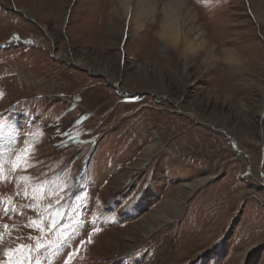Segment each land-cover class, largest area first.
<instances>
[{
    "label": "rangeland",
    "instance_id": "obj_1",
    "mask_svg": "<svg viewBox=\"0 0 264 264\" xmlns=\"http://www.w3.org/2000/svg\"><path fill=\"white\" fill-rule=\"evenodd\" d=\"M189 5L195 53L162 11L133 32L116 0H0V160L29 150L0 181V260L56 199L20 194L55 182L73 239L100 229L72 264H264V0Z\"/></svg>",
    "mask_w": 264,
    "mask_h": 264
},
{
    "label": "snow or ice",
    "instance_id": "obj_2",
    "mask_svg": "<svg viewBox=\"0 0 264 264\" xmlns=\"http://www.w3.org/2000/svg\"><path fill=\"white\" fill-rule=\"evenodd\" d=\"M16 39L19 40V37H16ZM27 43H31V41ZM3 129L4 125L0 124V136L3 135ZM61 135H63V133H61ZM76 143L83 144L85 141H76ZM28 155L29 150L26 147L23 151L16 154L15 160H0V181L5 179V163L10 164L13 170H24L29 167ZM20 179L27 181L29 178L21 176ZM64 188L65 185L63 184L57 185L55 182H44L39 185H33L31 189L20 194L22 198H31L33 200H37L38 197L43 198L55 194L56 199L46 205H41L39 203L35 205V210L39 218L30 220L27 225V227L32 228L40 234L36 237H28V239L34 240L35 244H19L15 249H7L4 252L5 259L0 260V264H47V261L59 255L61 252L64 253L63 264H72L73 258L77 256L79 251L84 247V244L91 243L92 233L100 231L94 224L92 225L87 241L73 239V237H79L80 229L78 227H70L68 221H71L72 224H77V221L75 217L67 216L66 213L70 208L75 210V201L79 199V196L77 195L65 201V196H67L68 193L60 195V193L64 192ZM61 201H65V203H61ZM0 203H3V201L0 200ZM5 214H8L7 207L4 208L3 212H0V216ZM77 215H79V212H77ZM3 227L5 229L9 228L7 225ZM65 229L69 231L66 232ZM2 241L3 233L0 232V243H2ZM73 243L78 244V247H70ZM41 257L45 259L42 260Z\"/></svg>",
    "mask_w": 264,
    "mask_h": 264
},
{
    "label": "bare ground",
    "instance_id": "obj_3",
    "mask_svg": "<svg viewBox=\"0 0 264 264\" xmlns=\"http://www.w3.org/2000/svg\"><path fill=\"white\" fill-rule=\"evenodd\" d=\"M116 1L129 17L130 25L134 28L133 32L142 29V18L153 22L158 21L159 13L162 11L161 30L158 32L162 43L175 48L182 45L183 53H195L207 46L203 32L196 25V13L189 5L190 0L189 2L188 0H169L165 3L160 0Z\"/></svg>",
    "mask_w": 264,
    "mask_h": 264
}]
</instances>
